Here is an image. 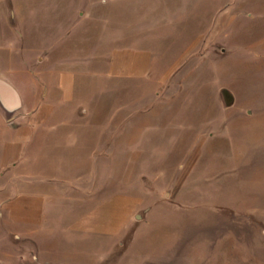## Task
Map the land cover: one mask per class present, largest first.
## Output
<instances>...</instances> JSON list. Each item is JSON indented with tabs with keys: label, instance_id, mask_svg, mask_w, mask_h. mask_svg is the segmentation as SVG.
<instances>
[{
	"label": "rangeland",
	"instance_id": "1",
	"mask_svg": "<svg viewBox=\"0 0 264 264\" xmlns=\"http://www.w3.org/2000/svg\"><path fill=\"white\" fill-rule=\"evenodd\" d=\"M51 4L80 73L66 120L105 154L79 169L137 203L109 250L64 234L42 263L14 237V264H264V0Z\"/></svg>",
	"mask_w": 264,
	"mask_h": 264
},
{
	"label": "crops",
	"instance_id": "2",
	"mask_svg": "<svg viewBox=\"0 0 264 264\" xmlns=\"http://www.w3.org/2000/svg\"><path fill=\"white\" fill-rule=\"evenodd\" d=\"M48 1L62 0H0V264H14V237L23 257L34 250L42 263L62 257L64 234L91 241V249L107 241L109 250L137 203L111 192L108 170L79 169L80 160L104 161L105 154L80 153L89 142L66 120L80 73L64 67L72 64L64 57L73 30L63 35L57 4L48 8Z\"/></svg>",
	"mask_w": 264,
	"mask_h": 264
}]
</instances>
